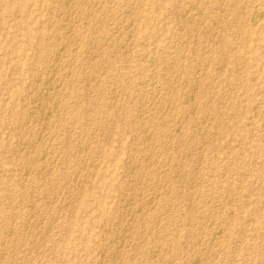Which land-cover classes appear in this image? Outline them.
<instances>
[{
    "label": "rangeland",
    "instance_id": "rangeland-1",
    "mask_svg": "<svg viewBox=\"0 0 264 264\" xmlns=\"http://www.w3.org/2000/svg\"><path fill=\"white\" fill-rule=\"evenodd\" d=\"M207 1L0 0V264H264V0Z\"/></svg>",
    "mask_w": 264,
    "mask_h": 264
},
{
    "label": "bare ground",
    "instance_id": "bare-ground-1",
    "mask_svg": "<svg viewBox=\"0 0 264 264\" xmlns=\"http://www.w3.org/2000/svg\"><path fill=\"white\" fill-rule=\"evenodd\" d=\"M207 1V0H206ZM73 2V1H72ZM189 2V1H188ZM208 2V1H207ZM103 3V2H102ZM213 3V2H212ZM223 3V2H222ZM189 4V3H188ZM190 5V4H189ZM198 6V5H197ZM221 6V5H220ZM233 6V5H232ZM190 8L191 9H194L195 10V5H193L192 4V6H190ZM231 8V7H230ZM258 8V7H257ZM188 10V9H187ZM202 10V9H201ZM256 10V9H255ZM189 11V10H188ZM199 11H200V9L198 10V13H199ZM23 13V12H22ZM203 13V12H202ZM263 13H264V11H262V10H259V9H257L255 12H254V15H253V21H252V23H254V24H257L259 21H260V19H261V17L263 16ZM193 14H194V12H193ZM90 15V14H89ZM201 15V14H200ZM203 15H207V14H204L203 13ZM241 16H242V14H241ZM249 17V16H248ZM182 18H184V16H182ZM241 18H243V17H241ZM89 19V18H88ZM206 18H204V20H205ZM222 19V18H221ZM102 22V21H101ZM214 23H215V21H213ZM231 22H232V20H231ZM229 23V22H228ZM216 24V23H215ZM219 24V23H218ZM217 24V25H218ZM101 25V24H100ZM104 25V24H103ZM193 26V25H192ZM216 26V25H215ZM66 27V26H65ZM102 27V26H101ZM104 27V26H103ZM184 27V26H183ZM218 27H220V25H218L217 26V28ZM194 28V27H193ZM71 29V28H70ZM25 30V29H24ZM27 30V29H26ZM223 30V29H222ZM221 30V32H224V31H222ZM226 32V31H225ZM224 32V33H225ZM28 33V32H27ZM79 33V32H78ZM227 33H229V32H227ZM29 36V35H28ZM114 36V35H113ZM232 38V37H231ZM234 40H237V39H235V37L233 38ZM43 41H41V43H42ZM198 43H199V41H198ZM239 44V43H238ZM199 46H201V45H199ZM240 46V45H239ZM243 48V47H242ZM219 49V48H218ZM245 49V48H244ZM248 50V49H247ZM204 52V51H203ZM207 52V51H206ZM245 52L246 51H243V54H245ZM249 52V51H248ZM155 53V52H154ZM250 54V53H249ZM252 54V53H251ZM38 55V54H37ZM57 55V54H56ZM45 56V55H44ZM225 56V55H224ZM58 58V57H57ZM205 58V57H204ZM225 58V57H224ZM229 58V57H228ZM258 59V58H257ZM58 60V59H57ZM168 60V59H167ZM166 60V61H167ZM259 60V59H258ZM243 62V60H240V63H242ZM243 64V63H242ZM246 64V63H245ZM176 65V64H175ZM249 65V64H248ZM252 66V65H251ZM250 68V67H249ZM207 70V69H206ZM209 71V70H208ZM212 72V71H211ZM186 75V74H185ZM211 75H213V74H211ZM241 76V75H240ZM52 78V77H51ZM199 78V77H198ZM50 79V78H49ZM244 80V79H243ZM46 81H47V79H46ZM245 81V80H244ZM249 81V80H248ZM251 81V80H250ZM105 82V81H104ZM228 83V82H227ZM233 83V82H232ZM140 84V83H139ZM199 84V83H198ZM204 84V83H203ZM99 85V84H98ZM141 85V84H140ZM201 85V84H200ZM206 85H207V83H206ZM50 86V85H49ZM51 86H52V84H51ZM147 86V85H146ZM203 87V86H202ZM205 87V86H204ZM46 90H48V89H46ZM201 91H203V89L201 90ZM206 91H208L207 89H206ZM209 94V93H208ZM202 95V94H201ZM46 96H47V93H46ZM203 96V95H202ZM233 98V97H232ZM210 101V100H209ZM208 101V102H209ZM233 101H234V98H233ZM235 104V103H234ZM263 104V103H262ZM261 104V105H262ZM45 106V105H44ZM43 106V107H44ZM57 106V105H56ZM219 107V106H218ZM195 108H197V107H195ZM194 109V108H193ZM221 109V108H220ZM219 109V110H220ZM197 110H199V108L197 109ZM205 110V109H204ZM214 110V109H213ZM216 110V109H215ZM214 110V111H215ZM50 112V111H49ZM196 112V111H195ZM200 112V111H199ZM212 113V112H211ZM197 115V114H196ZM225 115V114H224ZM199 116V115H198ZM221 116V115H220ZM44 117V116H43ZM252 118V117H251ZM194 123V122H193ZM195 123H196V121H195ZM216 125H218V124H216ZM234 126V125H233ZM148 131V130H147ZM239 131V130H238ZM225 133V132H224ZM225 135V134H224ZM149 136V135H148ZM194 137V136H193ZM144 140V139H143ZM199 140V139H198ZM220 156V155H219ZM237 160V159H236ZM264 174V173H263ZM140 195V194H139ZM142 195V194H141ZM153 199V198H152ZM130 210V209H129ZM139 210V209H138ZM133 215H134V213H133ZM121 217V216H120ZM134 221V220H133ZM129 222V221H128ZM127 222V223H128ZM127 226V225H126ZM131 228V227H130ZM230 228V227H229ZM117 237V236H116ZM121 237V236H120ZM213 240H214V238H213ZM244 243V242H243ZM167 249V248H166ZM117 253V252H116ZM119 256V255H118ZM117 256V257H118ZM4 257V256H3ZM2 257V258H3ZM208 260V259H207ZM199 261H200V259H199ZM198 262V261H197Z\"/></svg>",
    "mask_w": 264,
    "mask_h": 264
}]
</instances>
